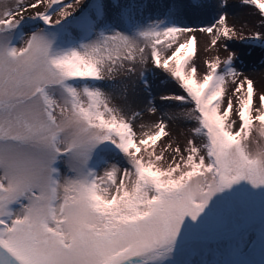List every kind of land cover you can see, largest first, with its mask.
Masks as SVG:
<instances>
[{
  "label": "snow or ice",
  "instance_id": "obj_1",
  "mask_svg": "<svg viewBox=\"0 0 264 264\" xmlns=\"http://www.w3.org/2000/svg\"><path fill=\"white\" fill-rule=\"evenodd\" d=\"M238 2L260 21L240 42L264 49V0ZM229 7L0 0V264H264V86L236 64ZM194 33L229 52L202 78ZM157 77L178 89L158 94L167 120L192 123L160 153L169 124L141 120Z\"/></svg>",
  "mask_w": 264,
  "mask_h": 264
},
{
  "label": "rangeland",
  "instance_id": "obj_2",
  "mask_svg": "<svg viewBox=\"0 0 264 264\" xmlns=\"http://www.w3.org/2000/svg\"><path fill=\"white\" fill-rule=\"evenodd\" d=\"M65 2H67V0H65ZM85 2H87V0H85ZM228 2L231 4V7H229L227 11L226 23L238 34L237 37L228 43L235 46L234 50L237 51L239 55V59L236 61L238 68L243 71L245 75L254 80L256 90L259 91L260 88L264 86V49L248 47L240 42L239 36L250 35L254 29L259 28L260 21L256 19V10L251 8V6H242L238 0H228ZM214 17L215 14L201 15L196 19L190 21L186 20L185 23H188L193 27L208 26L214 21ZM193 35H195L197 41V57L194 58L195 64L198 73L202 78V75L206 74L205 61L212 60L217 55H219L221 59H224L228 56L229 52L225 51L223 48L211 47L210 41L212 37L210 35L205 33H194ZM231 50L233 49H230L229 51ZM165 75V73H161V77ZM176 91H178V89L169 84L167 80H162L160 77H157L154 83V94H157L155 103L158 106V111L155 114L145 113V115L141 117V120L146 125L158 122L161 117H164L169 124L168 131L171 133V136L162 138V140L158 142L156 146L157 153L162 152L169 144H172L173 146L180 144L183 146L185 137L189 134L192 127L191 122L182 119H177L175 121L167 120L168 115L179 113L180 110L169 108L165 104L160 103L158 94H174ZM255 127L258 129L259 125L256 124ZM150 130V127L140 129L139 126H137L138 135L143 131ZM252 140L253 142L249 145L250 150H255L257 147L256 141L259 140L261 143H264V140H261L259 137L258 131L252 133ZM170 154V150L169 152H165V160L161 162L162 164H166L170 158ZM260 256L261 253L257 251L252 259L259 260Z\"/></svg>",
  "mask_w": 264,
  "mask_h": 264
}]
</instances>
